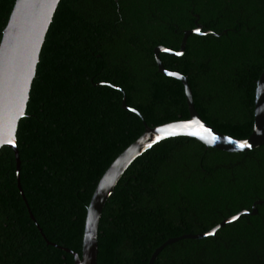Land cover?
<instances>
[{
    "label": "trees",
    "instance_id": "trees-1",
    "mask_svg": "<svg viewBox=\"0 0 264 264\" xmlns=\"http://www.w3.org/2000/svg\"><path fill=\"white\" fill-rule=\"evenodd\" d=\"M16 0H0V43ZM195 107L219 132L248 138L256 82L264 72V0H61L45 38L17 146L21 185L46 238L82 253L87 208L114 160L150 126L187 120ZM227 30L225 33L224 31ZM111 84V85H110ZM264 200V144L232 153L186 136L138 157L109 197L99 223L98 264H148L170 238L206 233ZM214 236L168 245L154 264H264V203ZM48 245L18 188L14 151L0 149V264H74Z\"/></svg>",
    "mask_w": 264,
    "mask_h": 264
},
{
    "label": "water",
    "instance_id": "water-1",
    "mask_svg": "<svg viewBox=\"0 0 264 264\" xmlns=\"http://www.w3.org/2000/svg\"><path fill=\"white\" fill-rule=\"evenodd\" d=\"M60 1L16 0L8 23L2 33L0 43V149L3 146H7L14 151L17 163L18 188L28 207L31 219L36 223L47 244L72 254L75 260L74 264H98V232L103 209L129 166L152 146L165 139L179 136L194 138L204 144L206 149L212 147L232 153L248 152L264 144V72L256 82L254 127L252 134L246 139L233 138L219 132L213 126L206 123L195 107L193 92L188 78L179 72L166 69L160 58L161 53L174 57L183 56L188 38L192 34L220 35L211 30L203 31V26L199 23V15H195L196 27L183 31L179 50H172L163 45L157 46L154 49L159 73L175 78L184 85L189 111V118L187 120L150 126L137 109L128 106L124 90L119 86L110 84L124 94L122 107L141 117L144 124V132L114 160L97 184L87 208L82 253H77L49 241L36 221L21 185V160L17 146L19 123L26 115L42 47ZM224 32L226 33L227 30ZM263 203L264 200L256 201L251 211L243 210L236 215L226 218L206 233L185 234L168 239L155 249L148 264H154L159 254L168 245L183 239H203L208 236H214L220 228L236 221L241 215H256L258 213L257 206ZM209 233H214V235Z\"/></svg>",
    "mask_w": 264,
    "mask_h": 264
},
{
    "label": "snow or ice",
    "instance_id": "snow-or-ice-1",
    "mask_svg": "<svg viewBox=\"0 0 264 264\" xmlns=\"http://www.w3.org/2000/svg\"><path fill=\"white\" fill-rule=\"evenodd\" d=\"M213 139H215V138H213ZM241 147H243V145H241ZM209 234H212V235H214V233H209Z\"/></svg>",
    "mask_w": 264,
    "mask_h": 264
},
{
    "label": "flooded vegetation",
    "instance_id": "flooded-vegetation-1",
    "mask_svg": "<svg viewBox=\"0 0 264 264\" xmlns=\"http://www.w3.org/2000/svg\"><path fill=\"white\" fill-rule=\"evenodd\" d=\"M199 19H200V18H199ZM201 25H202V24H201ZM202 26H203V25H202ZM195 27H196V24H195ZM195 27H194V28H195ZM194 28H192V29H194ZM187 30H189V29H187Z\"/></svg>",
    "mask_w": 264,
    "mask_h": 264
}]
</instances>
